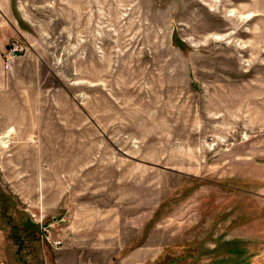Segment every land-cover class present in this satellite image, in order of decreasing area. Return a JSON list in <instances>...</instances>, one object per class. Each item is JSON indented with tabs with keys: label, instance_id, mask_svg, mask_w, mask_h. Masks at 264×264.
Listing matches in <instances>:
<instances>
[{
	"label": "rangeland",
	"instance_id": "obj_1",
	"mask_svg": "<svg viewBox=\"0 0 264 264\" xmlns=\"http://www.w3.org/2000/svg\"><path fill=\"white\" fill-rule=\"evenodd\" d=\"M0 264H264V0H0Z\"/></svg>",
	"mask_w": 264,
	"mask_h": 264
}]
</instances>
